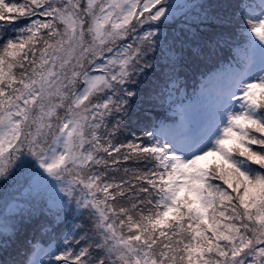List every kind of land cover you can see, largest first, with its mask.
I'll return each mask as SVG.
<instances>
[{
    "label": "snow or ice",
    "instance_id": "snow-or-ice-1",
    "mask_svg": "<svg viewBox=\"0 0 264 264\" xmlns=\"http://www.w3.org/2000/svg\"><path fill=\"white\" fill-rule=\"evenodd\" d=\"M0 264H264V0H0Z\"/></svg>",
    "mask_w": 264,
    "mask_h": 264
}]
</instances>
